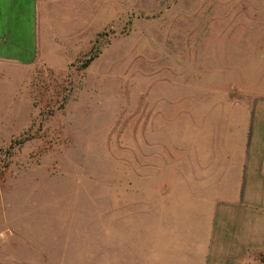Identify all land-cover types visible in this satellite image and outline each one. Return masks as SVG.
Masks as SVG:
<instances>
[{
	"label": "rangeland",
	"instance_id": "374dc122",
	"mask_svg": "<svg viewBox=\"0 0 264 264\" xmlns=\"http://www.w3.org/2000/svg\"><path fill=\"white\" fill-rule=\"evenodd\" d=\"M86 7L0 60V264H264V0Z\"/></svg>",
	"mask_w": 264,
	"mask_h": 264
},
{
	"label": "crops",
	"instance_id": "0c3cea01",
	"mask_svg": "<svg viewBox=\"0 0 264 264\" xmlns=\"http://www.w3.org/2000/svg\"><path fill=\"white\" fill-rule=\"evenodd\" d=\"M87 0H0V60L25 62L55 43L57 22H85ZM84 5V7H83ZM78 23V22H77ZM75 33L77 34V27ZM53 41V42H52ZM247 135L241 152V199L264 212V117Z\"/></svg>",
	"mask_w": 264,
	"mask_h": 264
}]
</instances>
